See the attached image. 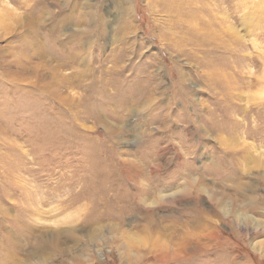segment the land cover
<instances>
[{
  "label": "rangeland",
  "instance_id": "374dc122",
  "mask_svg": "<svg viewBox=\"0 0 264 264\" xmlns=\"http://www.w3.org/2000/svg\"><path fill=\"white\" fill-rule=\"evenodd\" d=\"M0 20V264H264V0Z\"/></svg>",
  "mask_w": 264,
  "mask_h": 264
},
{
  "label": "bare ground",
  "instance_id": "6f19581e",
  "mask_svg": "<svg viewBox=\"0 0 264 264\" xmlns=\"http://www.w3.org/2000/svg\"><path fill=\"white\" fill-rule=\"evenodd\" d=\"M8 12V11H7ZM5 13V12H4ZM2 14V13H1ZM6 16V15H5ZM6 19V18H5ZM3 20H0V22H2ZM25 75L22 76V74H19V73H13L12 75H10L11 79L12 80H15L17 79L18 77H24Z\"/></svg>",
  "mask_w": 264,
  "mask_h": 264
}]
</instances>
